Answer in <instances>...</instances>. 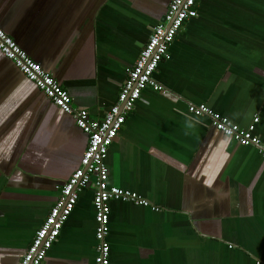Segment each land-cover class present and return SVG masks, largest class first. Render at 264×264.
Here are the masks:
<instances>
[{
  "label": "crops",
  "instance_id": "crops-1",
  "mask_svg": "<svg viewBox=\"0 0 264 264\" xmlns=\"http://www.w3.org/2000/svg\"><path fill=\"white\" fill-rule=\"evenodd\" d=\"M170 0H0V28L101 118ZM108 149L110 264H264V159L187 107L264 137V0H198ZM87 137L0 53V264H18L79 165ZM84 189L43 264H94Z\"/></svg>",
  "mask_w": 264,
  "mask_h": 264
},
{
  "label": "built area",
  "instance_id": "built-area-1",
  "mask_svg": "<svg viewBox=\"0 0 264 264\" xmlns=\"http://www.w3.org/2000/svg\"><path fill=\"white\" fill-rule=\"evenodd\" d=\"M197 2L198 0L169 1L164 20L152 28L133 67L127 70L115 103L97 119L90 117L86 109L73 106L70 95L60 83L44 71L0 28V53L23 74L27 81L42 92L53 106L70 116L75 126L87 137L79 167L73 171L67 181L55 187L58 197L36 230L18 264H43L52 245L57 242L64 223L71 215L79 194L87 187L93 190L92 205L96 224L94 264H110V248L107 241L110 202L149 207L153 211L159 210L135 192L110 186L105 159L110 145L123 127L126 117L134 110L141 93L146 89L156 93H167V90L155 81L154 73L160 62L169 59V48L185 23L197 17ZM187 110L194 116L207 117L211 126L224 137L239 146L255 148L264 159V137L254 134L255 125L259 122L258 117H254L246 128H241L204 105L189 104Z\"/></svg>",
  "mask_w": 264,
  "mask_h": 264
},
{
  "label": "water",
  "instance_id": "water-1",
  "mask_svg": "<svg viewBox=\"0 0 264 264\" xmlns=\"http://www.w3.org/2000/svg\"><path fill=\"white\" fill-rule=\"evenodd\" d=\"M163 20H164V18L161 20V22H162ZM168 92H169V91L167 90V93H168ZM61 185H62V184H61ZM56 186H57V185H56ZM56 186H55V187H56ZM55 187H54V188H55Z\"/></svg>",
  "mask_w": 264,
  "mask_h": 264
}]
</instances>
